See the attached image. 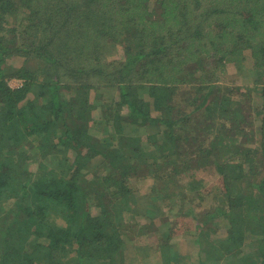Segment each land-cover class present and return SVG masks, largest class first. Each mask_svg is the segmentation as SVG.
Instances as JSON below:
<instances>
[{
	"label": "trees",
	"instance_id": "16d2710c",
	"mask_svg": "<svg viewBox=\"0 0 264 264\" xmlns=\"http://www.w3.org/2000/svg\"><path fill=\"white\" fill-rule=\"evenodd\" d=\"M152 167L210 204L199 264H264V0H0V264H133Z\"/></svg>",
	"mask_w": 264,
	"mask_h": 264
},
{
	"label": "rangeland",
	"instance_id": "374dc122",
	"mask_svg": "<svg viewBox=\"0 0 264 264\" xmlns=\"http://www.w3.org/2000/svg\"><path fill=\"white\" fill-rule=\"evenodd\" d=\"M230 73L233 69L229 67ZM235 74V73H234ZM220 80V84L227 86L229 83L236 82L237 76L232 74L224 75ZM247 84L245 89L247 92H251L255 86L251 80V76L247 77ZM8 84L12 88L20 86L21 82L19 80H10ZM232 86V85H228ZM234 86V85H233ZM238 86V84L236 85ZM246 92V93H247ZM261 91H255L253 94L254 98L257 100L260 98ZM188 90L186 94L188 96ZM251 105L254 103L250 100ZM248 113H246L247 115ZM248 122L252 123V116L249 117ZM125 130L130 134H136V130L126 127ZM249 130V127L246 128ZM32 170H35V165H33ZM152 176L147 175V170L139 172V176L134 178L129 177L130 187L134 194L135 200L133 202L134 209L130 218L128 217L127 224L129 228V242L125 245V250L127 255L133 264H162L163 258H165L164 253L171 251L176 255L181 264H199L200 258V248L199 244L202 242H211V240L218 239L223 236L222 229H217L216 233H210L204 237V240L198 237L199 231L194 227V221L190 219V214L193 216L192 212H203L210 207V204L200 203L195 197L194 202L189 201L183 202L182 199L185 194L182 192H177L173 190V198L164 197L161 190V182L165 179L164 171H156L153 167L151 168ZM211 178L208 171L202 173L203 181L207 182ZM184 193V192H183ZM202 195H207L205 190L201 191ZM186 195H190L189 193ZM211 194L209 195L208 202H211ZM183 197V198H182ZM181 200V201H180ZM196 204V207H195ZM196 208V209H195ZM257 216L260 213H256ZM140 226L143 228L140 229ZM169 226V227H168ZM154 228H156L154 230ZM171 232L170 239L167 241L162 237L163 230L166 234ZM160 231V232H159ZM166 242V243H165ZM160 243L168 245V248L164 250L161 254L158 253L152 255L153 247ZM138 246H141L142 250H136ZM175 256V257H176Z\"/></svg>",
	"mask_w": 264,
	"mask_h": 264
}]
</instances>
